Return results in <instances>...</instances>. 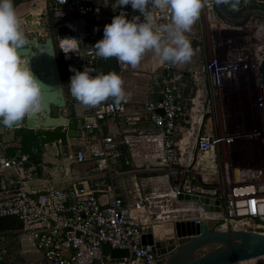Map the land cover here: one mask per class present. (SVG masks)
<instances>
[{"label":"built area","instance_id":"built-area-1","mask_svg":"<svg viewBox=\"0 0 264 264\" xmlns=\"http://www.w3.org/2000/svg\"><path fill=\"white\" fill-rule=\"evenodd\" d=\"M248 3L249 0H243L242 5ZM205 7L209 9V18H213L216 14L213 1L208 0ZM46 10L52 19L53 30L48 34L52 38L64 94L70 92L68 83L74 74L69 70L70 66L80 71L87 68L92 76L103 73L98 66L99 57L93 46L95 42L90 37V23H111L121 11L128 19L139 15L143 20L142 14L133 10L130 4L114 9L82 0H65L64 3L62 0H47ZM152 14L158 24H167L171 20L167 12L153 10ZM30 23L29 20L22 23L26 36L32 30L35 32ZM36 34L42 33L36 31ZM65 39L69 42L72 39L79 40L78 54L69 53L66 57L60 50V43ZM263 55L264 52L259 54L254 48L249 55L238 51L225 61L211 57L203 63V72L210 86L217 87L224 77L238 71H253L256 75L257 64ZM118 65L126 69L119 62ZM169 68V64H164L162 69ZM149 93H155L156 96L150 97L137 110H130L125 100L118 106L111 100L97 107H86L80 127L82 132L95 131L96 134L93 141H86L85 148L67 153L66 158L72 163L90 160V170L105 171L111 183L114 172L109 164L121 156V151L111 135L100 133L99 122L121 117L122 134L155 135L158 138L160 160L154 165H145V168L176 176L177 184L171 190L173 196H203L206 190L193 181V174L205 160H214V146L222 138H213L205 132L194 133L191 126L195 119L193 106L185 107L181 89L175 82L161 77L157 89L149 90ZM191 99L188 101L190 105ZM157 109H161L162 113H158ZM190 111L193 112L190 114ZM185 116L187 118L184 119ZM143 119L147 124L142 126ZM178 121H189L190 124L187 136L181 140L177 137ZM188 137L194 141V147L183 157L186 152L184 143L189 142ZM0 148L4 151L2 145ZM0 170L10 171L17 180V185L12 188H6L0 181V216L17 215L22 221V228L17 232H26L43 264L160 263L152 250L153 243L142 239L144 226L151 222L148 197H136L129 203H123L114 193L112 183L104 205H100L93 190L82 183H71L66 188L48 187L42 193L40 191L29 196L23 184L34 178V165L28 162L26 156L3 152ZM236 182L222 198L214 197L222 204L219 212H204L194 203H186L188 205L184 209L200 212L193 217L194 220L213 217L217 221L216 229L240 228L264 233V163L255 170L241 172ZM103 248L125 249L127 255L114 259L110 257L109 251L103 252ZM5 253V247H0V262ZM233 264H264V255Z\"/></svg>","mask_w":264,"mask_h":264},{"label":"crops","instance_id":"crops-1","mask_svg":"<svg viewBox=\"0 0 264 264\" xmlns=\"http://www.w3.org/2000/svg\"><path fill=\"white\" fill-rule=\"evenodd\" d=\"M82 1L96 3L110 8H113L112 5L116 2V0H107V3H105V0ZM15 8L21 23L27 19L26 15L28 14L31 16L29 21H34L33 25L36 19L41 24L42 28H35L37 32L42 34H48L50 32L49 25L47 27V25L42 22V18H46V0H21ZM208 11L209 9L204 7L191 33H186L191 43H194L192 46L195 55L191 62L183 66L169 65V70H163L162 68L164 65L159 63V58L156 57L153 52H147L145 54L137 69H132L130 66L126 69H121L116 58L103 59L99 57L98 66L103 73L114 71L122 77L124 81L123 88L126 93L124 100L126 106L130 110H137V108L150 99V97L156 96L155 93L150 94L149 90L157 89V83L161 77L171 80L179 86L182 94V102L186 107H188L190 98H192V105L190 106H193L194 113L198 110L196 108L201 107L208 94L207 86L209 82L204 80L206 76L203 72V62L201 63L196 54L201 44L198 38H201L202 33L207 34L208 31L215 29L220 23L224 25L216 14H214L213 18H209ZM42 13L43 15H41ZM105 25V23L98 22L90 23V37L95 43L103 38ZM24 32L26 31L24 30ZM172 71H178V73L173 75ZM170 72L172 75H170ZM239 72H250L254 80L256 79V75L253 71ZM179 76L180 80H178ZM232 76L233 74L224 78H231ZM189 77L194 80L196 87L194 95L187 98L184 89L186 88V78ZM211 87L213 88V86ZM64 97L68 110V118L78 119L81 124L86 106L79 103L75 97L69 95V93H65ZM111 100L112 99L109 98L107 101ZM192 112L193 111H190V114ZM185 123L187 124L189 121H178L177 124V134L180 133V140L187 136V131L183 132V127L188 130L187 127H185ZM80 124L75 126V130L79 135L76 134L74 137H68L67 143L64 146L60 145L58 151L51 144L41 147L38 146L36 142L29 141V151L32 146L37 145L39 166V171H37L34 166V178L23 184L25 190L29 191V194L34 195L48 187L66 188L71 183H82L93 190L99 204L104 205L108 200L110 184L112 183L114 193L122 199L123 203H129L136 197H148L150 212H154V207L161 208L156 215V223L151 219V222L144 226L145 229L152 224L168 225L167 223L174 220L176 222L191 220L200 213L197 211H185V215L179 214V211L182 209L184 210L185 207L183 206L187 204L176 200L175 196L171 193L172 188L177 184L178 178L176 176H168L165 172L160 170H147L145 168V165H154L160 160L161 149L158 138L155 137V135L138 136L134 134H122L123 122L121 117H115L114 119L107 118L99 122L100 133L102 135H111L116 141V146L121 151V156L110 161L109 164L111 170L114 172L111 183L105 171L93 172L90 170L92 165L90 160L79 163L70 162L65 155L73 150L85 148L86 141H93L96 134L95 131L82 132ZM146 124L147 122L143 119L141 125L143 126ZM188 143H184V150L186 152L183 153V157L191 151ZM0 145L4 147V151L0 148V157L3 155V152L7 155L27 156V153L22 152L25 146H21L19 127L8 129L0 123ZM0 181H3L6 188H12L17 185L16 175L8 170H0ZM144 205H146L145 201ZM169 212L171 214H167ZM145 214L144 212V215ZM10 232L17 233V231ZM148 232L146 231L145 234ZM26 236V239L30 240L27 234ZM0 239L4 242L0 245V247H2L5 246L8 240L10 241L13 239V237L9 238L7 235L0 234ZM30 245L32 246L31 242ZM104 249L107 248H103V252ZM35 252L38 254L41 261L39 253L36 250ZM3 263L4 257L0 264ZM137 264H142V262L137 261Z\"/></svg>","mask_w":264,"mask_h":264},{"label":"clouds","instance_id":"clouds-1","mask_svg":"<svg viewBox=\"0 0 264 264\" xmlns=\"http://www.w3.org/2000/svg\"><path fill=\"white\" fill-rule=\"evenodd\" d=\"M64 3L65 0H62ZM107 3V0H105ZM208 0H116L113 8L131 5L142 14L126 18L121 11L104 26L103 38L93 46L103 59L116 58L125 68L137 69L147 52H153L161 65L183 66L191 62L195 52L186 33H191ZM217 5H229L239 11L241 0H215ZM153 10L170 14L167 24H158ZM29 43L13 0H0V123L8 129L19 127L22 121L41 110L44 83L32 71L30 61L20 55ZM60 50L67 57L79 53V40L65 39ZM44 54V50H41ZM55 55V53H50ZM70 92L86 107H97L111 98L119 105L126 96L124 81L116 72L90 75L70 66Z\"/></svg>","mask_w":264,"mask_h":264},{"label":"water","instance_id":"water-1","mask_svg":"<svg viewBox=\"0 0 264 264\" xmlns=\"http://www.w3.org/2000/svg\"><path fill=\"white\" fill-rule=\"evenodd\" d=\"M18 1L13 0L14 7ZM212 1L216 15L225 24L242 27L252 17H258L263 20L264 26L262 7H249L239 12H231L225 5H217L215 0ZM30 17L27 14L26 20ZM30 22L33 29L42 28L39 21L36 20L34 25L33 20ZM27 39L29 43L20 50V55L30 61L32 71L44 83L43 106L39 112L26 117L19 128H22V134L32 138L31 141L36 142L38 146L51 144L58 151L60 145L67 143L68 137L79 135L75 126L80 124V120L68 118L59 67L55 55L50 54L54 52L51 36L47 34L42 39L30 36ZM42 49L44 54L41 53ZM255 82V99L264 135V55L257 64ZM69 95L72 96L71 92ZM157 112L162 113L161 109H157ZM37 145L32 146L26 158L39 171ZM175 198L179 202L198 204L207 213L220 211V201L216 198L187 194H177ZM182 223H185L184 227L181 226ZM216 223L211 217L183 222L174 220L167 223L168 225L152 224L146 229L143 228L142 239L153 243L152 250L160 261L159 264H233L264 255V233L240 228L216 229ZM21 228L22 221L17 215L0 216V231H18ZM146 231L149 232L145 234ZM208 246L210 247L207 250L196 254ZM109 255L117 259L126 256L127 250L110 248Z\"/></svg>","mask_w":264,"mask_h":264},{"label":"rangeland","instance_id":"rangeland-1","mask_svg":"<svg viewBox=\"0 0 264 264\" xmlns=\"http://www.w3.org/2000/svg\"><path fill=\"white\" fill-rule=\"evenodd\" d=\"M49 19L48 10H46V18H42V22L47 27L49 25L51 31L53 29ZM221 22L224 25L219 22L218 26L215 25L217 26L215 29L208 31L207 34L202 33L201 38L197 37L201 44L196 54L201 63L211 57H217L222 61L229 60L232 54L238 51L249 55V52L254 48L259 54L264 52L263 20L252 17L242 27L225 24L222 20ZM45 35L47 34H36V30L35 32L32 30L27 37L35 36L42 39ZM172 72L173 75L178 73V71ZM170 75H172L171 72ZM178 80H180V76ZM204 80L207 81L206 78ZM191 82L195 86L191 77L186 78L187 85H191ZM255 83L250 72L239 71L235 72L231 78H223L217 87L212 88L208 83V94L204 102L201 107L196 108L198 110L195 113L193 112L195 119L191 126L195 130L194 133L205 132L213 138H222L214 146V160H205L201 166L196 167V173L193 174V181L204 186L206 190L203 196L222 198L229 188L237 184L236 180L240 177L241 172L255 170L264 163L263 126L255 99ZM189 125L187 123L185 127L188 129ZM184 131L187 130L183 127ZM192 134L193 132L190 135ZM179 135L180 133L178 137ZM225 138L228 140L226 141ZM188 141L190 150H193L194 141L190 137H188ZM160 209L154 207V212L151 215V219L155 223L156 215ZM185 210H180L179 214L185 215ZM17 233L0 231L1 235L13 237L5 243L6 255L3 264H43L30 245L31 241L26 239V232ZM3 243L0 239V245ZM209 247L197 251L196 254Z\"/></svg>","mask_w":264,"mask_h":264},{"label":"trees","instance_id":"trees-1","mask_svg":"<svg viewBox=\"0 0 264 264\" xmlns=\"http://www.w3.org/2000/svg\"><path fill=\"white\" fill-rule=\"evenodd\" d=\"M19 2H21V0H19L18 1V3ZM242 2H243V0H241V3H240V5H239V11H241V10H243V9H245V8H249V7H262V8H264V0H259V2H255V1H250L249 3H248V5H242ZM17 3V4H18ZM225 7L229 10V11H231V12H239V11H232L231 10V7L230 6H228V5H225ZM48 14H49V12H48ZM49 23H50V25H52V19H51V15L49 14ZM219 18V17H218ZM186 91V97L187 98H190V97H192L193 95H194V92H195V86L193 85V83L191 82V85H187L186 84V88L184 89V92ZM21 130H22V128H19V132H20V137H21V146H25L23 149H22V152L23 153H27V155H28V153L30 152L28 149H29V147H28V142L30 141V140H32V138H30V137H28V136H26L25 134H22L21 133ZM108 251V249H104V252L106 253Z\"/></svg>","mask_w":264,"mask_h":264},{"label":"bare ground","instance_id":"bare-ground-1","mask_svg":"<svg viewBox=\"0 0 264 264\" xmlns=\"http://www.w3.org/2000/svg\"><path fill=\"white\" fill-rule=\"evenodd\" d=\"M226 139V138H225ZM226 140H228V139H226ZM194 207H196V206H194ZM186 211V210H185ZM184 225H185V223H182V225L181 226H183L184 227Z\"/></svg>","mask_w":264,"mask_h":264}]
</instances>
